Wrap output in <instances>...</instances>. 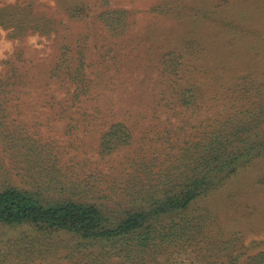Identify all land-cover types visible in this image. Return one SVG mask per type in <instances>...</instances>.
<instances>
[{
    "label": "trees",
    "instance_id": "16d2710c",
    "mask_svg": "<svg viewBox=\"0 0 264 264\" xmlns=\"http://www.w3.org/2000/svg\"><path fill=\"white\" fill-rule=\"evenodd\" d=\"M87 10L75 6L57 13L69 23L57 15L32 19L31 10L5 15L26 17L16 29L20 38L31 32L56 36L52 61L38 73L37 84L49 96L51 117L66 122L71 148L86 137L95 139L94 151L103 158L127 149L121 169L127 162L134 171L105 189V183L84 185L78 182L88 178L61 172L57 148L47 144L41 150L8 112L15 103L21 106L17 101L36 79L20 73L17 65L26 63L20 51L11 73L0 78V228L19 229L21 242L37 246L40 254L46 244L66 243L72 264H170L179 258L189 264H264V240H249L242 226L227 220L232 212L239 221L256 218L263 198L248 203V216L232 209L234 194H224L240 173L264 159V86L249 89L244 81L229 87L196 40L168 38L163 50L147 34L132 37L127 10L104 11L97 23L81 21ZM103 79L114 82L119 99L103 93ZM232 94L233 105L241 102L234 109ZM137 133H147L152 150L130 156ZM6 156L18 164V177L32 180L28 186L9 181L16 178ZM223 196L225 206H211L213 197ZM255 220L246 222L249 235L264 232V219Z\"/></svg>",
    "mask_w": 264,
    "mask_h": 264
},
{
    "label": "rangeland",
    "instance_id": "374dc122",
    "mask_svg": "<svg viewBox=\"0 0 264 264\" xmlns=\"http://www.w3.org/2000/svg\"><path fill=\"white\" fill-rule=\"evenodd\" d=\"M75 6L88 9L89 16L81 18L83 22L95 20L97 23L98 15L107 10H127L131 16L133 29H135L132 37L138 36L137 32L147 34L163 50L168 49V38L179 39L182 43L185 37L196 40L199 45L206 47L210 52L209 66L212 69L215 66L219 67V72L223 74L229 87L236 83H244V81L249 89L252 85L264 86V0H0V78H5L11 73L9 68L16 62L20 51L24 52L26 58V63L17 65L20 73L29 71L31 75H36V79L29 82L30 88L25 90L28 94L23 95L19 101L16 100L21 106L18 108L15 103L12 108L8 109V112H12V118H19L21 126H24L26 131L36 138L41 150L46 151L47 144L57 148L63 174L70 171V173L76 172L75 179L88 178L78 183L85 185L91 182L92 185L98 186L99 183H105V186H100L105 189L113 183L115 177L119 178L126 172L131 174L134 169L129 165L130 163L125 162V169H121L123 161L119 160L120 155L126 158L127 149L109 157H100L94 151L95 139L86 138L82 133L79 136L85 137L86 143L78 142L77 151L71 148L70 138L66 134V122L56 115L51 117L53 113L49 107V96L43 92V89H38L42 85L37 84L42 80L38 73L45 70L43 66L46 62L52 61V41L56 36L53 34L49 37L31 32L21 39L16 29L26 17L5 15V11L9 9H12L15 14L23 11L27 14L31 10L32 19L45 16L49 20L57 15L56 18L59 20L69 23L70 20L65 14L57 13L62 9L67 11ZM81 23L76 22L74 25L88 26ZM93 60L97 68H102L98 58ZM117 83L121 84L120 81ZM108 85L103 79L101 84L103 93L112 97L113 100L119 99L120 95L112 92L115 88L114 82L113 85ZM56 88L54 87V90ZM55 94L61 97L60 92ZM121 96L123 98V91ZM247 97H249L246 100L248 107L251 104L252 95ZM234 100L235 96L232 94L230 98L232 105ZM218 104L223 105V102H217ZM237 105H241V102L236 101L233 109ZM143 134L137 133L130 156H134L140 150L145 152L152 150L149 146L150 141H145L148 138L147 133ZM145 143L148 146L144 145ZM5 166L13 170L12 173L16 178V180L9 181L21 186H28L32 182V180H24L25 177L22 175L18 177L19 171L14 169L15 166L18 167V164L15 165L9 156L5 157ZM50 168L54 169L51 166ZM105 177L111 180H106ZM263 179L264 159L253 164L250 169L244 170L226 187L224 193L226 196L234 194L236 202L231 205L234 211L247 212L248 216L253 213L250 212L248 203L253 206V200L258 198L264 200L262 195L264 194V186H262L264 183L262 185L258 183ZM214 201L216 204L219 202L221 206L227 203L224 196L213 197L210 202L211 206ZM227 211L228 209H225V212ZM255 213L256 218L264 219V207ZM256 218L252 216L250 220L239 221L238 215L232 212L227 220L230 226L234 224L242 226L241 231L249 240L263 241L264 232L248 234L246 222L256 223ZM22 239L23 233L17 228H0V258L3 260L5 256V262L3 260L2 264H72L71 257L68 256L70 253L68 244L65 243L62 247L46 244L41 247L43 252L40 254L37 246L22 243ZM261 248L264 249V246ZM74 256L82 258L78 254ZM184 260L188 261L187 258H179L170 264H189Z\"/></svg>",
    "mask_w": 264,
    "mask_h": 264
}]
</instances>
